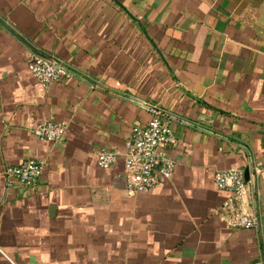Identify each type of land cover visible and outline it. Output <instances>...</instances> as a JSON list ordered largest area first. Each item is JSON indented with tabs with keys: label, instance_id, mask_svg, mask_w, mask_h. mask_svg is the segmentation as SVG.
<instances>
[{
	"label": "crops",
	"instance_id": "0c3cea01",
	"mask_svg": "<svg viewBox=\"0 0 264 264\" xmlns=\"http://www.w3.org/2000/svg\"><path fill=\"white\" fill-rule=\"evenodd\" d=\"M33 53L70 75L42 86ZM150 108L172 117L175 169L130 195L123 153ZM48 120L67 121L61 140L33 132ZM105 149L120 154L109 168ZM29 159L46 161L35 184L7 177ZM230 168L256 174L259 227L221 220L231 193L215 172ZM4 253L22 264H264V0H0V264H12Z\"/></svg>",
	"mask_w": 264,
	"mask_h": 264
},
{
	"label": "built area",
	"instance_id": "2783aa9c",
	"mask_svg": "<svg viewBox=\"0 0 264 264\" xmlns=\"http://www.w3.org/2000/svg\"><path fill=\"white\" fill-rule=\"evenodd\" d=\"M28 68L44 87L70 75L64 67L36 53L31 54ZM150 111L153 113L152 119L146 126H134L123 153L127 176L126 190L130 195L152 189L162 179H169L175 169V162L168 153L178 143L171 127L172 117L160 108H150ZM67 127L65 120H48L37 122L32 128L39 138L57 142L64 137ZM119 159L120 154L110 149L98 153V163L102 168H109ZM45 165L46 161L43 159H29L6 167L5 174L12 180L33 185L42 176ZM215 182L220 189L231 193L223 204L222 222L232 229L259 227V215L254 200L250 197L253 184L246 180L243 170H217Z\"/></svg>",
	"mask_w": 264,
	"mask_h": 264
},
{
	"label": "water",
	"instance_id": "95a60500",
	"mask_svg": "<svg viewBox=\"0 0 264 264\" xmlns=\"http://www.w3.org/2000/svg\"><path fill=\"white\" fill-rule=\"evenodd\" d=\"M49 60H51L52 62H55L56 64H60L57 61H55L52 58H48ZM245 178L247 181H250V178L252 179V183L254 186H256V174L255 173H251V170L249 168L246 169L245 171ZM118 182L123 185L120 189L124 190L126 189V185H127V176H124L122 178L118 179ZM55 212V205L51 206V214H54Z\"/></svg>",
	"mask_w": 264,
	"mask_h": 264
},
{
	"label": "rangeland",
	"instance_id": "374dc122",
	"mask_svg": "<svg viewBox=\"0 0 264 264\" xmlns=\"http://www.w3.org/2000/svg\"><path fill=\"white\" fill-rule=\"evenodd\" d=\"M4 254H5V253H4ZM5 255H6V257H7L8 259H10L14 264H22V263H19V262H18L17 258H16L14 255H10V254H8V253L5 254ZM10 260H9V261H10ZM11 261H10V262H11ZM12 262H11V263H12ZM6 263H7V262H6ZM13 263H12V264H13Z\"/></svg>",
	"mask_w": 264,
	"mask_h": 264
}]
</instances>
